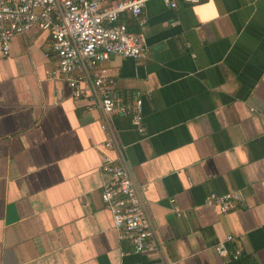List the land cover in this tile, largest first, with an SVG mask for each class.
I'll return each mask as SVG.
<instances>
[{"label":"crops","instance_id":"crops-1","mask_svg":"<svg viewBox=\"0 0 264 264\" xmlns=\"http://www.w3.org/2000/svg\"><path fill=\"white\" fill-rule=\"evenodd\" d=\"M175 1L123 14L148 51L99 66L114 98L142 96L143 133L53 77L48 31L0 47V264H264V0ZM106 159L130 169L157 251L118 239ZM211 192L243 201L223 213Z\"/></svg>","mask_w":264,"mask_h":264},{"label":"built area","instance_id":"built-area-1","mask_svg":"<svg viewBox=\"0 0 264 264\" xmlns=\"http://www.w3.org/2000/svg\"><path fill=\"white\" fill-rule=\"evenodd\" d=\"M146 1L119 0L104 5L101 0H0V47L6 56L17 35L26 34L35 26L48 31L52 49L59 57L53 77L66 79L76 98L89 99L105 117L129 116L143 133L142 96L136 95L126 102L114 98L109 87L113 81L99 66L115 56L139 60L146 55L148 47L143 35L131 30L121 19L123 14L129 13L144 25L142 12ZM164 2L174 8L177 6L175 0ZM105 145L109 148L113 143L106 141ZM101 170L108 176L101 198L111 211L118 239L128 241L134 253L157 251L159 242L153 222L128 166L122 159H106ZM242 201L243 196L237 192H211L206 204L228 213ZM232 238V235L228 237ZM216 249L230 253L234 259L242 254L240 248L230 251L222 244H217Z\"/></svg>","mask_w":264,"mask_h":264}]
</instances>
